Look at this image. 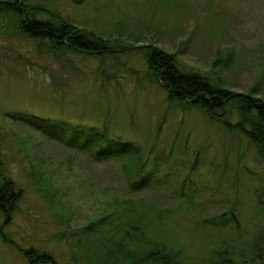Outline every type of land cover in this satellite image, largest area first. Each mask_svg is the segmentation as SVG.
I'll use <instances>...</instances> for the list:
<instances>
[{
  "label": "rangeland",
  "instance_id": "rangeland-1",
  "mask_svg": "<svg viewBox=\"0 0 264 264\" xmlns=\"http://www.w3.org/2000/svg\"><path fill=\"white\" fill-rule=\"evenodd\" d=\"M21 1L94 30L110 51L55 52L0 5V173L20 194L12 209H0V264H31V248L59 264H100L104 235L88 226L121 201L154 207L146 222L162 213V238L182 251L181 264H264V160L225 127L221 118L239 119L236 107L208 114L170 101L147 61L153 44L234 92L264 99V0ZM232 49L233 64L214 66ZM40 120L106 128L110 138L139 144L151 151L153 185L132 191L121 161L94 162L38 128ZM224 212L230 220L219 225Z\"/></svg>",
  "mask_w": 264,
  "mask_h": 264
},
{
  "label": "trees",
  "instance_id": "trees-1",
  "mask_svg": "<svg viewBox=\"0 0 264 264\" xmlns=\"http://www.w3.org/2000/svg\"><path fill=\"white\" fill-rule=\"evenodd\" d=\"M83 3L84 0H73ZM1 12L15 13L20 17V27L25 35L39 42L50 43L53 51L67 49L84 51L91 55H106L109 41L94 30L74 25L62 14L43 7L31 6L21 0H0ZM45 13L49 18L39 19L38 14ZM132 47H135L132 45ZM149 48V49H148ZM147 61L151 70L157 76L160 84L167 89L168 99L182 103L191 108H199L208 114L220 110L224 112L227 106L236 107L239 119L233 122L230 118H221L229 131L244 134L256 146L260 157L264 160V99L244 93L234 92L223 86L221 80H215V75H207L188 69L179 61L175 53H169L153 44L147 47ZM236 57L234 49L226 56H217L214 66L221 70L233 64ZM19 119L20 117L17 116ZM30 120L24 116L23 120ZM44 132H54L62 136L64 143L77 146L79 151L86 153L94 162L119 160L123 163L128 185L132 191H142L151 188L152 177L148 171L151 151L149 153L139 145L122 137L110 138L106 128L67 127L63 122L59 126L48 125L45 120L35 122ZM47 124V125H46ZM46 125V127H45ZM53 135V134H52ZM2 173V172H1ZM0 173V209L7 211L20 198L16 183ZM6 180V181H5ZM121 201L119 210H106L100 217L92 221L93 233L104 235L98 248L100 264H181L182 251L162 238L161 214L154 221H145V216L155 210L148 205ZM153 209V211H152ZM215 219L220 223L230 220L228 212L218 214ZM153 230L156 235L150 232ZM153 234V235H152ZM161 236V238H160ZM221 251L218 249H214ZM31 264H59L56 257L47 251L26 250ZM224 258V259H223ZM223 262L232 258L223 257Z\"/></svg>",
  "mask_w": 264,
  "mask_h": 264
}]
</instances>
